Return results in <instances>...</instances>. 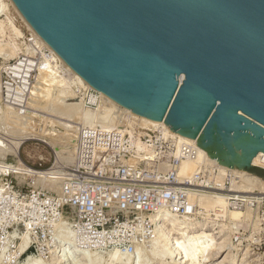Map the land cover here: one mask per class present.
I'll list each match as a JSON object with an SVG mask.
<instances>
[{
	"label": "water",
	"instance_id": "95a60500",
	"mask_svg": "<svg viewBox=\"0 0 264 264\" xmlns=\"http://www.w3.org/2000/svg\"><path fill=\"white\" fill-rule=\"evenodd\" d=\"M12 1L94 90L197 141L220 165L258 168L264 0Z\"/></svg>",
	"mask_w": 264,
	"mask_h": 264
},
{
	"label": "built area",
	"instance_id": "2783aa9c",
	"mask_svg": "<svg viewBox=\"0 0 264 264\" xmlns=\"http://www.w3.org/2000/svg\"><path fill=\"white\" fill-rule=\"evenodd\" d=\"M26 34V53L15 59L2 56L0 66L4 100L21 115L30 110L31 90L40 73L59 65L55 71L74 81L71 70L64 63H56L50 48L39 46L32 32ZM77 88L76 99H82L85 108H99L101 93L89 85L77 84ZM167 127L141 131L139 148L136 133L131 136L123 129L82 125L76 162L66 169L63 196L40 188L15 195L20 201L14 208L19 210L25 231L35 238L47 234L60 246L64 244L59 237L67 234L92 251L117 247L136 253L155 236L162 218L159 214L195 218L201 210L200 195L216 191L228 195L234 209H255L264 224V193L235 190V183L240 181L237 175L230 172L221 186L212 178L219 169L216 165L208 169L206 162L192 174L183 175L184 162L195 159L199 147L197 141H185ZM13 175H4L12 185ZM31 185L35 187L34 180ZM0 193L3 197L8 190Z\"/></svg>",
	"mask_w": 264,
	"mask_h": 264
},
{
	"label": "bare ground",
	"instance_id": "6f19581e",
	"mask_svg": "<svg viewBox=\"0 0 264 264\" xmlns=\"http://www.w3.org/2000/svg\"><path fill=\"white\" fill-rule=\"evenodd\" d=\"M13 11L16 17L12 15ZM26 32H32L37 36L39 46L42 44L50 48L33 30L12 0H0V54L16 57L23 53L25 51L24 44H26L23 39L27 37ZM53 54L57 64L64 63L71 70L74 81L61 77L58 71H55V69L59 68V65H56L49 72L40 73L38 81L31 90L30 110L25 115H21L14 109L8 108V106L3 107L0 104V125L11 128L10 131L15 135L14 145L10 146V149L2 148L5 144L1 143L0 157L3 159L0 158V160L2 159L0 163L3 164L1 165L4 166L3 168H12V163L4 159L12 154L16 160L13 168L16 172H19V175L24 174L27 178L30 177L42 181L44 185H55L62 188L61 173L53 170L36 172L23 165L19 150L24 141L30 139L42 141L56 153L58 164L72 163L74 158L76 161L80 127L82 125L123 129L131 136L136 133L137 145L141 148V143L139 142V138L143 133L141 131L154 130L158 126L165 124L138 116L102 93V104L96 110L85 108L82 99L77 103L72 101L78 95V92H76L78 90L77 84L83 87H88V84L54 51ZM9 128H7V131H9ZM182 138L185 141L196 143L195 140ZM198 149V155L195 159L184 162L182 166L183 175L192 174L196 171L199 164L206 162L208 169L213 165H216L219 169V173L212 176L219 185H223L224 179L231 172L240 177L241 184L239 182L240 187H237L241 188L238 189L239 191L247 192L252 189L253 191L258 190L264 193V179L240 170L238 167L231 169L225 165H220L219 162L211 159L203 149ZM252 164L255 167L264 168V154L260 153L257 155L253 159ZM236 186L235 189H237ZM57 189L58 187H55V190ZM52 192L54 193V190ZM198 203L201 210L195 218L178 219L169 214H159L158 216L162 218L159 219L155 236L149 241L147 246L138 248L136 253L122 252L117 248L109 251H90L85 248H73L70 245L73 243V239L69 235L64 234L59 237V240L61 239L62 242L69 244V247L64 246L62 251L60 250L61 256L55 255V253L49 262H45L38 256L28 255L20 264H68V262H72H66L67 259L69 260V256L74 257L73 259L76 258L77 261L73 262V264H209L214 254L219 253L225 247H229L227 245H229L230 237H227V232L225 231L236 223L253 222V216L250 210L245 212L230 208L228 195L202 193L198 198ZM213 217L220 219L222 222L219 227L222 230L219 233L216 231V235L224 233L220 238V242L214 232L216 227L214 228L215 225H212L213 221L211 222ZM164 218L167 220L166 225L164 224L166 222ZM253 225L258 230L259 226H261L258 221L255 224L253 222ZM30 238L28 234H23L16 254L27 252L31 246L32 240ZM73 244L75 245V242ZM248 253L247 250L242 255L241 264L245 263V259L250 256ZM227 257H230V255ZM227 257L223 260V263H226L224 261L228 259ZM0 260L2 261V258ZM229 264L238 263L235 259H231Z\"/></svg>",
	"mask_w": 264,
	"mask_h": 264
},
{
	"label": "rangeland",
	"instance_id": "374dc122",
	"mask_svg": "<svg viewBox=\"0 0 264 264\" xmlns=\"http://www.w3.org/2000/svg\"><path fill=\"white\" fill-rule=\"evenodd\" d=\"M12 15L14 17H16V14H14V11H13ZM23 40L26 43V37ZM25 45H27V44H24V46ZM24 50L25 51L21 54H25V52H26L25 47H24ZM4 53H6V52H4ZM21 54H19L16 57L8 56V54H4V55L9 57V59L10 58L15 59V58L20 57ZM1 55L4 56L3 53L0 54V66H1V62H2L1 61V57H2ZM0 91H1L0 104L3 107L8 106V108L10 107V108L14 109V111L18 112L15 107H13L11 104H7L5 102L4 95H3V83L1 80H0ZM72 101L77 103V102H80L81 100L75 99ZM30 102L31 101H29V103ZM0 127H1L0 128V149L2 147V144H1L2 142H3V144H5V146H3L2 148H6V149L9 148L10 149V146L14 145L13 143L15 142V140H14L15 135L12 131H10L11 128H9L7 126L4 127L1 125H0ZM7 128H9L10 133H9V131H7ZM7 134H9V135H7ZM8 137H9V139H8ZM10 144H12V145H10ZM19 153H20L19 155H20L21 162L23 163V165H25L26 167L28 166V168H30L33 171H36V172H42L43 171L44 172V171L53 170V171H57V172L61 173L62 175H61L60 179H62V180H60V181H62V184H61L62 188L60 186H55V185H44V183L42 181H39L38 179L30 178V177L27 178V176H25L24 174L19 175V172H16L13 168V166L16 164L15 157L11 154V155L4 158L8 162L12 163V166H11L12 168H3L4 166H1L3 164L0 163V192L5 194V193H7V190H8V194L3 196V197L1 196V193H0V253H1L0 256L2 258V261L0 260V264H20L21 262H23L25 260V258L28 255L38 256L43 261L49 262L51 260L50 258L55 253H56L55 255L58 254L61 256L62 255L61 251H62L63 247L64 246L69 247V244L62 242L60 239V242H62L64 244V245L60 246L61 244L59 245V243L57 241H55L53 238H51L47 234L44 237L39 235L38 237L35 238L31 233L29 234L27 231H25V228L23 226V222L20 220V217L18 216L19 210H17V208H14L15 205L19 204V201H20V199L15 197V195L18 196V193H21V192L27 194V193H29L30 190L40 188L48 194H54L57 197L63 196L64 180L67 177V170L66 169L68 167L73 166L76 161L74 158V161L72 163L68 162V163H59L58 164V161L56 160L57 159L56 153L49 146H47V144L43 143L42 141L33 140V139L24 141L20 147ZM0 158H2V157H0ZM1 160H0V162H1ZM247 173L251 174L250 172H247ZM3 174L4 175L5 174H15V175H13L14 184L13 185L9 184L10 180L7 181V179L4 177ZM255 176H257V175H255ZM257 177H259V176H257ZM262 179H264V178H262ZM31 180H34V183H35L34 188L31 185ZM239 182L235 183V185H237L236 188L240 187L239 185L241 184V182H240V184H239ZM5 185H6L7 190L4 187ZM54 186L56 188L58 187L57 190H59V189H61V190H59V191L55 190ZM49 189L51 191L54 190V193L53 192L51 193V191ZM238 189H241V188H237L235 190L239 191ZM255 191H258V190H255ZM58 192H60V193H58ZM247 192L250 193V192H253V190L250 189ZM259 192H261V191H259ZM210 193H216V194L219 193V194H222L224 196H227L226 194L220 193L219 191L210 192ZM229 204L231 205L230 201H229ZM230 208H232V206H230ZM232 209H234V208H232ZM250 213L253 216L254 224L256 221H258L259 224L261 225V226H259V230L257 228H255V225H253V222L244 223V224H241V223L234 224L233 227H231L229 230L225 231V232H227L226 233L227 237L228 236L230 237L229 245H227L229 247H225L219 253L214 254L211 257V262L209 264H221V263L222 264H229V263H231V259H235L238 264H241V259L243 258L242 255L247 250L249 252L248 254H250V256H249L250 258L247 255L248 259L247 258L245 259L247 261V262L245 261L246 264H264V224L261 222L260 213L258 215L257 211L255 209L250 210ZM213 218L211 219V222L213 221L212 225H215L214 228L216 227L214 230L215 235H216V231H217V233H219L222 230L221 228H219L221 226L222 222L220 219H216V217L214 219ZM180 219H182V218H180ZM213 223H215V224H213ZM23 234L24 235L28 234L29 238L31 237L30 240H32V241H31L30 245L33 247L31 248V246H30L29 247L30 249H28L27 252H24L23 254L22 253L16 254V252L19 249V245L21 243V238H22ZM222 234L224 235V233H222ZM222 234L216 235V238L219 242L221 241L220 238H221ZM74 242L75 241L73 240V243ZM73 243L70 244L73 248L77 247L79 249H82L80 244L75 243V245H74ZM114 248H117V247H114ZM231 248H232V250H231ZM111 249H113V248H111ZM111 249H104L103 251H105V250L109 251ZM117 249L122 251V252H127V251L121 250L120 248H117ZM245 249H247V250H245ZM1 251H3V252H1ZM90 251H92V250H90ZM20 255H22V256H20ZM229 255L231 258L227 257ZM69 257L71 259L70 258H69V260L67 259L66 262L67 261H72V262H68V264H71V263L73 264V262L75 263V261H77L76 258L73 259L74 257H72V256H69ZM226 257L228 259H226V261H224L226 263H223V260ZM245 263H243V264H245Z\"/></svg>",
	"mask_w": 264,
	"mask_h": 264
},
{
	"label": "trees",
	"instance_id": "16d2710c",
	"mask_svg": "<svg viewBox=\"0 0 264 264\" xmlns=\"http://www.w3.org/2000/svg\"><path fill=\"white\" fill-rule=\"evenodd\" d=\"M250 173L257 175L261 178H264V170L260 169V168H254L250 171Z\"/></svg>",
	"mask_w": 264,
	"mask_h": 264
}]
</instances>
